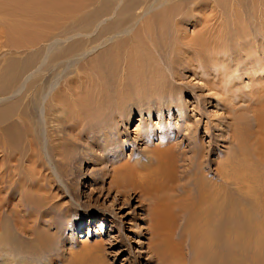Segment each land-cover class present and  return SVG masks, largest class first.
Returning <instances> with one entry per match:
<instances>
[{"label": "rangeland", "instance_id": "rangeland-1", "mask_svg": "<svg viewBox=\"0 0 264 264\" xmlns=\"http://www.w3.org/2000/svg\"><path fill=\"white\" fill-rule=\"evenodd\" d=\"M258 2L260 0H0V81L9 79L10 74L21 73L17 83L11 87L6 83L3 88L4 81L0 82V88L6 89L4 96L0 95V110L11 108L9 115L0 121L1 232L6 240L12 239L9 242L11 245L19 248L17 256H11L10 250H6L11 248L4 243L0 251L3 264H155L148 262L151 255L144 253L148 251L146 238L149 237L145 235L149 228L146 205L139 203L134 193L125 203L116 191H104L101 195L99 189L108 188L110 184L112 166L88 163L93 161L91 150L81 149L78 159L62 166L59 155L70 154L72 148L66 144L62 146L58 136L62 133L72 135L70 128L73 122H77L78 115L80 119L84 116L88 119L107 115L111 111L117 113L127 104L133 117L121 131L125 129L127 133L123 138L125 142L135 141L147 114L132 107L137 97L134 87L128 86L122 93L117 77L120 64L124 62L122 57L127 55L128 44L130 46L131 43L129 40L132 37L139 40L141 45L138 44L137 50L144 53L148 45L143 47V39H148L149 35L155 37V42L164 49L165 61L170 64L167 57L176 55L180 47L176 38L179 35H195L208 16L213 18V28H219L210 37L214 36L218 41L222 37L221 43L211 42L214 49L211 52L220 54V57L226 54L223 59L227 60L221 61L219 56L213 60L210 54L212 60L205 62L202 59L203 64L199 63L198 57L196 61L200 65L196 70L175 65L179 74L175 77L177 85L174 92L188 106L185 105L186 116L189 124L195 127L190 133L199 139L207 169L208 180L204 181L217 183L218 165L227 162L225 171L228 176L237 175L235 180L226 182L229 204L238 209H248L247 214L255 218L257 211L263 207L260 208L257 203L251 206L253 195L245 193L244 188L238 189L236 180H241L242 164L246 163L252 169L256 158L253 156L255 143L263 135L255 117L256 110L264 106V95L259 92L264 87V58L248 59L256 52L250 49L253 43L247 26H260L263 31V19L259 21L258 13L253 12ZM230 8L234 9V13ZM235 17L244 27L242 33L232 24ZM119 19H123L124 24L127 20V32L124 34L115 30ZM77 25L80 29L72 30ZM72 32L78 36L64 42V38L74 36ZM114 34L118 36L112 38ZM56 38L59 43L52 47L50 41ZM239 50L246 52L247 56L244 58ZM261 51L264 53V50ZM233 59L237 62H230ZM197 63H193L194 66ZM207 76L214 83L211 89L205 83ZM39 78L43 82L36 85ZM130 82L126 83L130 85ZM226 86L232 88L229 90V98L233 99L230 105L226 103L228 95L223 93ZM232 105L235 111L231 110ZM119 107L121 109L118 110ZM176 107L180 110L184 108L182 104L175 103L169 112L150 117L157 134L159 119H163L167 127L183 129L179 115L173 111ZM234 127L239 138L234 133ZM181 131L183 135L174 143L185 146V131ZM185 133L191 137V134ZM35 134L40 138L36 147L32 143ZM140 143L136 145L139 159L141 154L149 151ZM158 145L159 141H154L153 148ZM36 153L39 154L38 159ZM131 154L133 148L127 147L123 157L128 159ZM255 165L256 172L247 171L252 180H258L261 186L264 183V165ZM152 166L151 169L155 168ZM174 171L179 172L165 168L163 175L166 179L160 174L158 180L160 178L161 183H158L160 186L165 183L162 186L165 197L176 189V196L180 194V198L185 199L182 198L185 195L182 191L184 182L179 179L182 174ZM75 176L78 180H74ZM92 177L103 180L93 182ZM261 192L264 193V190ZM77 202L92 205L97 211L104 208L106 213L102 215L98 212L90 221L88 215L82 216L79 226L70 224L65 209L68 205H75V210L70 212L74 218L82 211ZM180 223L182 229L184 221ZM117 238L119 241L122 239V243L113 240ZM252 238L249 239L252 241ZM100 242L103 246L112 244L111 248H105V253L109 254H105L106 260L94 258ZM250 246L242 248L241 264H264V258L253 259L254 247ZM227 262L237 264L235 260Z\"/></svg>", "mask_w": 264, "mask_h": 264}, {"label": "bare ground", "instance_id": "bare-ground-1", "mask_svg": "<svg viewBox=\"0 0 264 264\" xmlns=\"http://www.w3.org/2000/svg\"><path fill=\"white\" fill-rule=\"evenodd\" d=\"M253 8V12L256 11L259 15V21L263 19L262 29L264 31V0H260L257 6ZM231 9L232 8H230V11L234 13V9ZM103 10L105 9H102V11ZM251 11L252 8L249 9V12ZM242 12L244 11L242 10ZM243 17H245V15ZM250 17L247 18L251 19ZM212 21L213 18L211 19L208 16L207 19H205V23H201V28L199 27L195 35L192 34L183 36L178 34L179 37H177L178 39L176 38V40L177 44L180 47L176 55H171V57L169 56V58L167 57V61L169 59L170 64L165 61L166 57L164 59V49L159 47L161 44L159 45L158 42H155V37H150L149 35L148 39H143L144 41H142V44L145 45L143 47H146V45H148V47L146 48V52L144 51V53H139V51L137 50L138 44L141 45V42L139 43V40H137L135 37H132L130 40L128 38L129 42L131 41V43L130 46L128 44V50L126 53L127 55L123 54L124 56L122 57V60H124V62H121L120 65L122 66L119 67L118 75H116L119 80V88L123 90L122 93H125L126 87H134L133 89L136 92L137 97L134 103H132V107L138 111H145V113L147 114V118H145V122L142 124L143 129L141 128V130H139L136 135L135 141L125 142L123 138H126L127 133L125 132V129L123 132L121 131V128L129 124L133 117L128 109L127 104L123 105L121 112L117 111V113H113L111 111L107 115L105 114L93 118L88 117V119L87 116H84L82 119H80V115H78L76 117L78 118L77 122H73V125H71L72 127L70 128L72 130L70 131L72 132V135H68L69 133H62L58 136V141H60L61 144L63 143L62 146L66 144L67 147L72 148L70 154L62 153L59 155L61 156L60 162L62 166L69 165L73 163L74 159H78L81 153V149L91 150V159L93 158L94 162L89 160L88 163H96L97 165L109 164L108 167L112 166L111 181L109 180L110 184L108 188H98L99 192L102 193L101 195H103L104 191H116L120 193L121 197H123V200L121 199L123 201L122 203H125L128 202L129 199H131L132 193H134L135 196H138V202L142 205H146L147 214L149 215V228L145 235L149 237L146 238L148 241L146 243V249L148 251L145 250L144 253L150 254L151 258L148 259V262H154L155 264H228V260H235L237 261V264H241L243 263L242 248L247 246L252 247L250 246V244H252L254 247L253 252H255V255L253 259L261 260L264 258V255L262 254V252H264V193L261 192V190H264V183H262V185L260 186L258 180H252L250 172L247 171L251 170L256 172L257 167L255 163L257 165H259L260 163L264 165V106H261L260 109L256 110L255 121L258 123L260 129L263 130V135H261V138L255 143L256 152L255 154H253V156H255L256 158L252 162L253 170L248 164H242L243 167L241 170H243V173L240 176L241 180H236V186L238 187V189L244 188L245 193H250L253 195L251 206H255V203H257L260 205V208L263 207L262 209L257 211L258 213H256L255 218H252L254 215L252 217L249 216V214H247L248 209L244 207L238 209L236 208L237 206L235 207V205H233V207H231V203L229 204V200L226 195V182L232 179L235 180V177L237 175H233L231 178L228 176V174L226 173L227 171H225V165H227V162H222L218 165L217 175L219 180L217 183H212V181H204L206 179L208 180V175L206 174L207 169L206 165L204 164L205 160H203L204 156L203 152L201 151L202 149L199 147V139L196 137V135H192L190 133L191 131H193V129H195V127H193V125H190V122H188L185 109L188 106L187 104H184L182 101H180L177 93L174 92L177 85L175 83V77L179 74L176 70L175 65L177 67L186 66L188 68H193V70H196L200 65H198V61H196L198 60V57L199 63H202V59L206 60L205 62H208L212 60L210 58L211 55L213 60L217 59V56L220 55L213 54V52H211L214 50L211 42L216 41V43H221L220 40H222V37L219 38V41L217 40L218 38L214 36L210 37V35L217 28H213L214 24L212 23ZM126 23H123V19H119L115 24V30H118L119 32L124 34V32H127V30L125 29ZM232 24L235 28L241 30L242 33L244 27L240 24L237 18L233 20ZM174 25L177 26L176 23ZM72 27L73 26H71V28ZM247 27V29H249V31L251 32V40L253 43V46L250 49L256 52L255 54L253 53L254 55L250 54L248 56V59L253 60L254 57L256 59L264 58V53L261 51V49L264 50V32H261L259 28L260 26L255 27L254 25L249 24V26ZM76 28L80 29V26L77 25L76 27H74V29L72 28V30H75ZM76 36H78L77 33H74V36L72 35L71 38L67 37L68 39L64 38L63 41L65 42L66 40L74 39V37ZM115 36L118 35L114 34L112 38H114ZM218 36H220V34ZM112 38H109V40H111ZM50 42H52L50 44L53 47L54 45H58L59 40L58 38H56L55 40L53 39ZM245 46L248 47L247 45ZM239 54L243 55L244 58L247 56V53L244 51H240ZM225 56L226 54L221 57L219 56V59L221 61H225L227 60L226 58L225 60L223 59V57ZM171 62H174V64H172ZM195 62L197 63V65L194 66L193 63ZM230 62L236 63L237 61L233 59ZM184 69L187 70V68ZM20 74L16 72L8 75L9 79H2V82H0L3 83L4 81V83L1 85V87L3 86L4 88V85L6 83H8L9 87H11V85H15L17 83V80H19L20 78ZM253 79L255 80V78ZM41 81L42 78H39L36 85H40ZM128 81L130 82V85L126 83ZM212 82V78H209V76H207L205 83L207 84V86H209V89H211V86L214 85V83ZM3 88H0V95L4 96V93H6V89L4 90ZM231 89L232 88L230 86H226V91L223 92L228 95L227 98H229V90ZM259 92L261 93L260 95H264V87L260 88ZM231 100L233 99H226L227 105H230V103L232 102ZM175 103L182 104L184 106L183 110H180L177 107L175 108V110H173L174 112H176V115H179V120L181 121L183 126L181 124L180 125L183 127V129L179 130L167 127V124L164 123V120L159 119L160 127L158 132L159 134H157L156 127L151 123L150 117L152 116L153 118V114H156L158 116L163 115L165 112H169V109L174 108ZM84 107L86 109L85 105ZM119 109H121V107H119L118 110ZM234 109L235 107L234 105H232L231 110ZM10 111V107H7L4 110H0V121L8 116ZM86 111L88 112V109H86ZM181 130H184L185 132L191 134V137H187V134L184 132V136L186 137H184L183 140L187 142L185 146L180 143H174L176 139L180 138L181 135H183V131ZM234 130L236 137L239 138L240 136L237 132V128ZM90 135L91 137H89ZM157 140L159 141L160 145L153 148V143ZM39 141V135L35 134L34 140L32 142L35 147L38 146ZM139 142L145 145L149 150L147 153L141 154L140 159L137 158L136 155V145H138ZM127 147L133 148V154H131V157L128 159L123 157V152L127 150ZM38 158L39 154L36 153V159ZM152 165H154L155 168L151 169V167H153ZM165 168L178 170L179 172H174H176L177 174L179 173V175L182 174L179 176V179L184 182L182 191L185 195H183L182 198L185 197V199H181L180 194H177L176 196V189H174V193L172 190L171 194L165 197V188H162L165 183L164 181H162V183H164L161 184L162 186H160L158 183L161 181L160 178V181L158 180V176L160 174H164L163 171H165ZM100 177H92L90 179L93 182H97L98 180H103V178L101 179ZM163 177L165 178V175H163ZM76 179L77 176L74 177V180ZM165 182L166 184L168 183L167 180ZM256 187L260 188L255 189ZM171 188L173 189V187ZM261 193L263 195H261ZM69 194L73 196L74 199H76L72 192H70ZM79 202L77 203L82 208V211L78 215H75L74 218L70 216V212L75 210V205H68L65 209L66 213H68L67 222H69L70 224L76 223L77 226H79V224H81L82 216L88 215V220L90 221L92 216L99 214L98 212H100L102 215L106 213V209L104 208H101L99 209L100 211H97L96 207ZM143 209L144 208H142L141 210ZM183 218L185 220H183ZM181 220L182 222L184 221L182 229L180 223ZM1 228L2 216L0 214V251L3 250L2 245H4V243H7V247H10L11 249L8 248L6 250H10L11 256H17L19 248L15 247L14 244H10V241H12V239H5L1 232ZM251 237H253L252 241L251 239H249ZM113 240L122 243V239L120 241L119 239ZM111 246L112 244H104L103 246L102 242H100L97 246L96 256L94 258L98 257L99 259H101L102 257L104 260H106V255L108 253H105V248L107 247V249H109L111 248ZM98 249L100 250L99 253ZM1 255L2 254H0V257H2ZM16 258L17 257L14 258L13 256L14 260H17ZM134 260L132 261L134 262ZM0 264H3L2 260H0Z\"/></svg>", "mask_w": 264, "mask_h": 264}]
</instances>
